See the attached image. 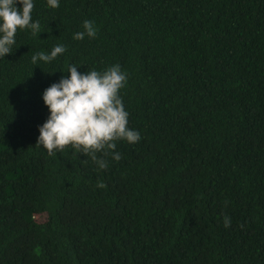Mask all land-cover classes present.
I'll return each mask as SVG.
<instances>
[{"label": "trees", "instance_id": "obj_1", "mask_svg": "<svg viewBox=\"0 0 264 264\" xmlns=\"http://www.w3.org/2000/svg\"><path fill=\"white\" fill-rule=\"evenodd\" d=\"M33 3L40 32L0 58V264H264V0ZM85 20L96 37L74 39ZM72 65L127 75L141 139L105 169L37 145Z\"/></svg>", "mask_w": 264, "mask_h": 264}, {"label": "clouds", "instance_id": "obj_2", "mask_svg": "<svg viewBox=\"0 0 264 264\" xmlns=\"http://www.w3.org/2000/svg\"><path fill=\"white\" fill-rule=\"evenodd\" d=\"M17 3L23 5L22 9L16 7ZM48 5L58 8L59 0H48ZM33 8V0H0V58L12 53L18 29L30 28L33 35L40 32L39 21L32 22ZM83 27L85 31L76 33L74 39L83 40L86 35L96 37L93 21L85 20ZM65 51V46L57 45L50 55L44 52L33 55L32 63L50 62ZM77 68L70 66V78L63 77L44 91L43 100L50 116L39 126L37 145L43 146L50 156L71 146L91 156L100 169H105L107 161L98 159L97 153L107 156L109 151L114 152L116 141L121 139L133 144L141 139L139 132L129 129L128 113L119 95L126 85L127 75L119 65L103 73L92 70L82 74ZM113 158L119 161L120 153L114 152ZM97 187L107 186L98 181ZM224 226H231L230 217H224Z\"/></svg>", "mask_w": 264, "mask_h": 264}]
</instances>
